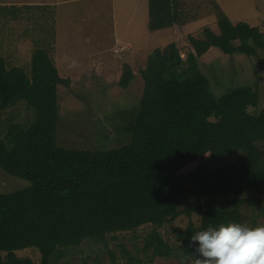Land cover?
I'll use <instances>...</instances> for the list:
<instances>
[{"label":"trees","instance_id":"obj_1","mask_svg":"<svg viewBox=\"0 0 264 264\" xmlns=\"http://www.w3.org/2000/svg\"><path fill=\"white\" fill-rule=\"evenodd\" d=\"M149 1L151 30L171 27L178 14L172 0ZM218 17L220 34L206 28L201 38L190 36L193 51L187 59L175 43L149 57L141 71L140 107L126 129L133 142L118 150L57 146L58 88H69L71 80L59 75L46 51L33 56L31 75L18 67L8 69L0 59V114L21 101L37 110L30 127L10 120L0 135V168L31 183L0 193V264H32L16 255L31 248L40 251V264H50L60 248L148 224L162 227L197 209L203 211L200 226L190 222L181 234L180 250L191 258L189 241L196 231L242 222L239 206L245 199L240 196L264 190V151L257 147L264 141V110L249 111L259 106L260 95L240 87L214 97L198 60L214 47L227 55H253L264 46V33L248 23L234 25L223 12ZM177 69L181 75L168 76ZM134 77L125 67L120 86L127 89ZM235 151L243 153L240 161L212 169ZM197 162L194 171L183 174ZM186 196L208 200L182 210ZM149 239L146 250L154 247V255L162 258L172 255L157 230Z\"/></svg>","mask_w":264,"mask_h":264},{"label":"rangeland","instance_id":"obj_2","mask_svg":"<svg viewBox=\"0 0 264 264\" xmlns=\"http://www.w3.org/2000/svg\"><path fill=\"white\" fill-rule=\"evenodd\" d=\"M185 1L195 12L205 13L208 20L218 5L223 10L218 13L223 12L234 25L248 23L264 33V0ZM115 9L114 0H0V59L7 68L18 67L31 75L33 56L43 50L53 60L59 75L71 80L69 88H58L57 146L62 149L105 152L130 145L133 135L126 129L140 107L144 93L141 71L146 69L149 57L155 50L173 43L184 59L193 51L190 33L179 25L178 31L174 28L162 34L148 30L146 34L143 28H136L137 35L123 34L122 24L113 21ZM205 29L192 34L193 37L201 38ZM212 31L220 34L218 22ZM255 50L253 55H227L214 47L198 60L214 97L221 98L233 88L256 89L260 103L257 108L249 109L253 115L264 110V46ZM125 67L135 76L127 89L120 86ZM176 75H181L178 69L168 73L169 77ZM36 117L35 108L24 101L18 102L0 114V135H5L10 120L27 128ZM257 145L264 151V141ZM243 156L239 151L232 152L212 169L235 164ZM198 165L199 162L189 165L183 174L188 175ZM30 186V182L0 168L1 194ZM240 198L245 199L239 206L241 223L264 224V190ZM206 200L186 196L181 209L196 208ZM222 208L234 207L222 204ZM202 218L203 211L194 209L162 227L148 224L134 231L106 235L105 240L85 239L79 246L58 249L50 264H193L180 250L181 234L190 222L199 227ZM155 230L173 249L169 258L155 256L154 247L145 249ZM16 255L32 264H40L42 260L40 251L34 248L19 250Z\"/></svg>","mask_w":264,"mask_h":264},{"label":"clouds","instance_id":"obj_3","mask_svg":"<svg viewBox=\"0 0 264 264\" xmlns=\"http://www.w3.org/2000/svg\"><path fill=\"white\" fill-rule=\"evenodd\" d=\"M189 243L193 264H264V224L209 225L192 234Z\"/></svg>","mask_w":264,"mask_h":264},{"label":"crops","instance_id":"obj_4","mask_svg":"<svg viewBox=\"0 0 264 264\" xmlns=\"http://www.w3.org/2000/svg\"><path fill=\"white\" fill-rule=\"evenodd\" d=\"M116 3V9L113 11L114 22L120 23L121 32L125 35L136 34V28H143V30H148L149 33H156L168 30L171 32L174 28L178 31L177 27H185L190 36L197 32H202L204 28L215 29L218 22V11H221L220 6L214 8V12L210 13L211 19L208 20L206 14L200 15V10L195 12L192 5L185 0H172V7L178 12L175 13L176 19L171 27L159 28L156 31L150 30V1L149 0H114ZM115 12V13H114ZM126 15V16H125ZM202 16V17H200ZM202 19L203 21H200ZM142 24V25H141ZM179 25V26H178ZM146 34H148L146 32ZM167 47V46H166ZM165 47V48H166Z\"/></svg>","mask_w":264,"mask_h":264}]
</instances>
